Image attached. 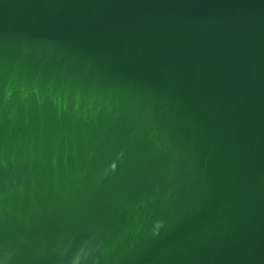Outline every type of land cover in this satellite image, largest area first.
<instances>
[{
    "label": "water",
    "instance_id": "1",
    "mask_svg": "<svg viewBox=\"0 0 264 264\" xmlns=\"http://www.w3.org/2000/svg\"><path fill=\"white\" fill-rule=\"evenodd\" d=\"M0 264H264V0H0Z\"/></svg>",
    "mask_w": 264,
    "mask_h": 264
}]
</instances>
